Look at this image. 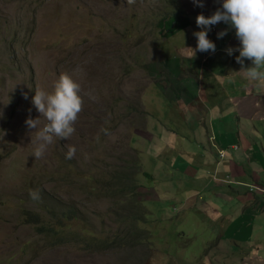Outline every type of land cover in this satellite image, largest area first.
Segmentation results:
<instances>
[{"label":"rangeland","instance_id":"rangeland-1","mask_svg":"<svg viewBox=\"0 0 264 264\" xmlns=\"http://www.w3.org/2000/svg\"><path fill=\"white\" fill-rule=\"evenodd\" d=\"M208 7L205 3L203 8L197 7L191 0H136L133 5L126 0H0V264H201V243L209 239L207 246L211 249L216 239L208 222L199 218L195 204L198 188L194 184L183 189L191 196V205L181 214H177V206L172 211L168 205L156 211L153 203L140 202L150 214L151 226L144 225L143 243L118 253H83L70 244L34 252L25 245L36 238L31 236L30 224L10 229L18 203L41 212L29 198L31 204L15 199L19 192L30 194L27 187H31V178L43 182L50 173L53 178H60L64 172L87 175L93 166L95 171L106 172L108 166L129 164L134 157L133 166L139 169L133 175L136 185L152 184L141 175L145 172L141 168H150L145 162L148 146L144 145L149 139L144 116L148 107L143 99L137 102L138 93L142 92L143 97L148 90L141 72L157 52L165 17L178 12L182 27L194 29L197 10ZM165 39L177 45L182 43L183 35L178 32ZM62 73L80 85L82 111L73 125L72 137L55 140L44 156L36 159V132L25 121L40 118L32 104L35 90L51 92ZM40 119L42 127L46 121ZM101 129H107L109 135ZM131 133L139 136L136 142ZM69 146L76 148L71 160L65 158ZM185 160L196 163L195 151L188 148ZM73 186L78 189V184ZM51 187L64 199H92L68 185L58 187L57 182L34 188ZM36 204L42 206L40 201ZM91 204L88 209L94 208ZM107 204L104 202L102 207ZM78 208L88 222L97 225V214ZM246 216L258 219L254 214ZM246 216L236 214L234 218L240 221ZM105 221L109 222L106 217ZM250 245L241 242L235 247ZM245 264L264 262L246 260Z\"/></svg>","mask_w":264,"mask_h":264},{"label":"crops","instance_id":"crops-1","mask_svg":"<svg viewBox=\"0 0 264 264\" xmlns=\"http://www.w3.org/2000/svg\"><path fill=\"white\" fill-rule=\"evenodd\" d=\"M203 2L209 7L198 9L196 17H208L222 5V0ZM180 16L164 18L157 52L141 72L148 90L143 97L138 93L137 102H147L144 116L149 139L144 145L150 167L141 169L152 184H139L137 191L141 201L153 203L156 211L177 206L181 214L191 205V196L183 189L194 184L199 218L208 222L216 239L211 249L209 239L201 243L199 255L206 260L201 264L264 262V85L241 71L235 59L238 52L226 54L227 48L240 47L234 29L224 23L213 26L208 39L216 51L196 52L192 57L184 47L195 49L193 32L202 29L196 22L194 29L183 28ZM225 30L227 35L217 39ZM178 32L182 43L165 39ZM250 66L245 60L244 67ZM132 137L135 142L139 138L135 133ZM188 148L196 153L194 164L185 160ZM247 213L258 219L249 220ZM236 214L245 215L246 220L237 221ZM241 242L251 245L237 249Z\"/></svg>","mask_w":264,"mask_h":264},{"label":"trees","instance_id":"trees-1","mask_svg":"<svg viewBox=\"0 0 264 264\" xmlns=\"http://www.w3.org/2000/svg\"><path fill=\"white\" fill-rule=\"evenodd\" d=\"M178 15L173 12L169 16ZM134 157L122 165L108 166L106 172L92 169L85 173L71 176L64 172L60 178H53L52 173L43 182L30 179V192L38 191L40 199H32L30 195L19 192L15 197L17 202L29 201L35 203L38 209H28L23 204L15 207V223L10 230H18L19 226L30 224L32 227L31 236L35 239L29 240L25 245L34 252H40L45 247L72 245L74 250L80 252H104L116 250L114 253L132 249L139 245L146 237L145 230L150 227L149 216L141 207L140 193L133 175L139 172L137 166H133ZM142 175H147L141 172ZM57 182V186L68 185L77 190L78 193H85L92 199L87 202L80 197L77 201L70 198H62L55 192V188L37 190L34 187H42L45 183ZM78 184V189L73 185ZM92 184V185H88ZM30 200H29V199ZM42 202L38 206L36 202ZM104 202L107 205L102 207ZM94 208L88 209V205ZM79 206L86 208L98 216V223L88 222ZM33 207V206H32ZM105 217L109 222L105 221ZM147 224L145 228L144 225ZM143 225V226H141Z\"/></svg>","mask_w":264,"mask_h":264},{"label":"clouds","instance_id":"clouds-1","mask_svg":"<svg viewBox=\"0 0 264 264\" xmlns=\"http://www.w3.org/2000/svg\"><path fill=\"white\" fill-rule=\"evenodd\" d=\"M191 2L197 7H204L203 0H191ZM126 3L133 5L136 0H126ZM195 22L196 26L202 29L193 33L197 41L196 48L184 47L192 57L196 52L216 51V45L208 39V33L213 26L224 23L235 30V36L240 43L239 48H227L226 54L231 56L233 52H238L239 55L235 59L236 63L241 65V71L248 79L264 85V0H222L221 7L212 15L208 17L203 14L197 15ZM225 35L227 30L219 32L217 39H222ZM245 60L251 62L250 67H244ZM79 93L80 85L67 73L59 76L51 92L42 88L35 90L32 104L40 114V118L43 117L46 121L42 127H40V118L29 117L25 121L27 127L35 129L36 132V146L33 151L36 159L42 158L48 146L55 140L67 141L75 133L73 125L83 107ZM24 98L27 99L26 94ZM101 131L109 135L107 129ZM75 153L76 148L69 146L65 158L71 160ZM142 176L146 178L148 174ZM29 195L32 199H40L38 191H32Z\"/></svg>","mask_w":264,"mask_h":264}]
</instances>
